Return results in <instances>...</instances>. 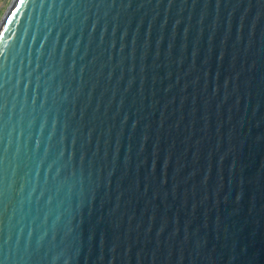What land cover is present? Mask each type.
<instances>
[{
	"label": "water",
	"instance_id": "obj_1",
	"mask_svg": "<svg viewBox=\"0 0 264 264\" xmlns=\"http://www.w3.org/2000/svg\"><path fill=\"white\" fill-rule=\"evenodd\" d=\"M0 264H264V0H13Z\"/></svg>",
	"mask_w": 264,
	"mask_h": 264
},
{
	"label": "rangeland",
	"instance_id": "obj_2",
	"mask_svg": "<svg viewBox=\"0 0 264 264\" xmlns=\"http://www.w3.org/2000/svg\"><path fill=\"white\" fill-rule=\"evenodd\" d=\"M13 0H0V21L2 20L4 14L12 4Z\"/></svg>",
	"mask_w": 264,
	"mask_h": 264
}]
</instances>
